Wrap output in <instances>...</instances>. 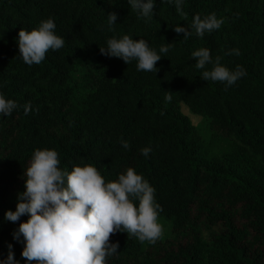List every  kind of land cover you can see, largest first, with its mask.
<instances>
[{
	"label": "trees",
	"instance_id": "16d2710c",
	"mask_svg": "<svg viewBox=\"0 0 264 264\" xmlns=\"http://www.w3.org/2000/svg\"><path fill=\"white\" fill-rule=\"evenodd\" d=\"M154 4L148 19L128 0H0V95L19 106L0 115V260L9 240L23 264V243L13 238L19 221L4 214L16 209L34 151L49 149L58 153L61 170L91 164L109 182L132 167L155 189L158 217L175 233L170 245L117 232L110 241L119 243L118 251L106 264H264V0H183L186 18L175 0ZM113 11L118 17L110 30ZM210 14L223 20L221 27L195 35L193 18ZM47 19L64 46L29 66L19 55V30ZM178 24L193 34H177ZM124 35L144 39L162 56L156 73L101 54L109 39ZM161 46L169 47L166 56ZM199 48L246 74L231 86L201 79L191 56ZM233 49L240 55L229 54ZM85 51L97 64L79 85L77 62ZM181 103L201 115L214 136L227 137V148L205 146ZM144 147L151 149L147 157ZM216 224L221 230L204 237L201 225Z\"/></svg>",
	"mask_w": 264,
	"mask_h": 264
},
{
	"label": "clouds",
	"instance_id": "9594fccd",
	"mask_svg": "<svg viewBox=\"0 0 264 264\" xmlns=\"http://www.w3.org/2000/svg\"><path fill=\"white\" fill-rule=\"evenodd\" d=\"M173 0H169V3ZM131 9L142 18L150 19L154 12V0H128ZM183 0H175L177 12L186 18L182 9ZM118 14L109 12L108 25L117 22ZM222 19L215 14L203 19L196 15L191 23L195 35L203 37L221 27ZM52 19L43 20L32 30L20 29L17 37L19 55L23 62L31 66L40 64L49 50H59L64 40L54 29ZM174 31L183 33L187 39L193 32L183 25H176ZM168 46H161L165 56ZM102 55L121 58L126 64L137 61V70L157 72V62L161 55L151 49L144 39H133L128 35L111 38L106 47H100ZM229 54L240 55L238 49ZM195 67L202 69L201 79L233 85L243 77L245 70L237 66L232 71L221 64V57L213 59L207 48H199L191 53ZM211 65L210 68L206 66ZM167 101L171 95L166 96ZM18 104L0 95V115L9 116ZM31 110L24 106L25 114ZM127 149L129 144L122 141ZM151 149H141L147 157ZM60 160L55 150L37 149L28 166L24 169V191L18 194L15 211L7 210L4 218L16 223L13 238L23 243L22 257L28 264H106V259L114 255L119 243L110 241L117 232H126L141 243H155L162 236V225L158 222L160 206L155 201V189L137 172L129 167L117 180L106 182L96 167L91 164L74 166L70 172L61 170ZM136 201H138V206ZM22 238V240H21ZM6 259L0 264H19L15 260L12 245H8Z\"/></svg>",
	"mask_w": 264,
	"mask_h": 264
},
{
	"label": "rangeland",
	"instance_id": "374dc122",
	"mask_svg": "<svg viewBox=\"0 0 264 264\" xmlns=\"http://www.w3.org/2000/svg\"><path fill=\"white\" fill-rule=\"evenodd\" d=\"M83 57H84L83 59H80L77 62L76 78L79 82V85H82L85 81L84 73L87 70V68L88 67L93 68L97 64V59L93 52L85 51ZM181 106H182L181 107L182 111L189 116L191 122L194 125H196V127L198 128L205 146H207L208 148H210L211 150L215 152H221L222 150L227 148L228 143H229V139L227 137H224L220 134H215L218 136H214V133L211 131V129L207 125V121L203 119L201 115L190 111V109L185 103H181ZM25 220H27V218H25ZM21 221H24V220H21ZM237 221L240 222L239 219H237ZM19 222L15 225L16 227H18ZM158 222L162 225V229H163L162 236L159 238V240L161 241V243L170 245L171 239L175 237V233L171 230V223L162 217H158ZM220 230H221V225L219 224L213 225L211 227H205L201 225V232L204 235V237H207L209 233L218 232ZM178 239L180 240L181 237H178ZM4 244H5L6 252L8 253L9 251L8 245L9 244L12 245V243L11 241L6 240ZM22 262L23 264H28V262L23 257H22Z\"/></svg>",
	"mask_w": 264,
	"mask_h": 264
}]
</instances>
